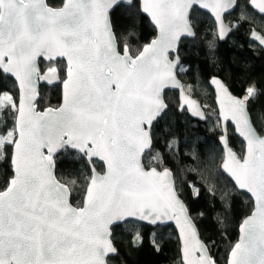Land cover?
Here are the masks:
<instances>
[{"label": "snow or ice", "instance_id": "snow-or-ice-1", "mask_svg": "<svg viewBox=\"0 0 264 264\" xmlns=\"http://www.w3.org/2000/svg\"><path fill=\"white\" fill-rule=\"evenodd\" d=\"M197 7L214 18L210 55L217 40H226L250 19L249 8L264 15V0H64L59 9L45 0H0V72L13 75L20 91L18 104L0 95V111L14 110L11 128L0 124L5 129L0 159L10 158L12 167L0 190V264H110L109 255L117 253L111 228L130 218L151 225L175 221L180 264H218L180 199L176 176L165 166L173 160L158 155L162 170H146L142 163L145 149L152 147L151 129L168 108L163 90L183 88L177 71L187 69L179 47L182 37L196 36ZM121 8L128 20L124 36L117 35L112 20ZM234 9H240V19L226 23ZM137 18H148L158 35L132 54ZM250 31L251 43L264 50V35ZM37 57L67 60L56 109L37 111V81L53 83L58 75L55 67L41 75ZM211 83L224 97L218 118L225 123L222 169L255 200L227 264H264V137L249 107L264 92L249 83L237 97L219 79ZM183 103L191 115L206 118L191 100ZM228 122L245 142L242 160L229 146ZM186 146L195 159L197 143ZM165 148L174 156L182 151L174 136ZM65 153L89 164L97 158L106 166L103 175L92 168L79 207L70 203L69 188L54 173V157Z\"/></svg>", "mask_w": 264, "mask_h": 264}, {"label": "trees", "instance_id": "trees-1", "mask_svg": "<svg viewBox=\"0 0 264 264\" xmlns=\"http://www.w3.org/2000/svg\"><path fill=\"white\" fill-rule=\"evenodd\" d=\"M64 0H48V5L59 8ZM193 17L196 25V38L184 40L180 47L181 66L187 71L178 76L183 80L185 90L204 105L207 121L202 123L189 117L186 111L179 110L176 92L166 93L168 110L152 128L153 150L144 157L147 168L158 166L156 157L161 153L168 155L173 163L165 166L172 169L176 176L177 190L189 208L202 240L209 246L218 264H227L231 248L239 238V227L251 215L253 202L249 196L239 192L234 184L222 173L223 150L219 139L222 134L218 113L214 103V93L209 85L210 79L218 77L228 86L232 94L242 96L249 83L255 84L264 92V51L249 39L250 30L256 28L264 35V17L248 9L250 19L244 21L228 41H216L212 55L208 42L214 39L216 28L211 17L197 9ZM240 19V9L227 17V23ZM113 29L118 36L126 35L128 20L121 8L113 14ZM136 37L130 42L132 54L156 37V30L148 18L136 20ZM50 67L59 71L65 78V62L41 63L44 73ZM8 94L18 103V92L14 81L0 72V95ZM61 85L49 88L40 85L39 110L58 108L61 104ZM250 115L258 133L264 137V95L255 98L250 104ZM14 122V110L3 108L0 111V124L10 129ZM0 127V131H4ZM178 141L182 151L179 155L167 152L166 142L172 138ZM229 142L240 158L244 155V144L228 126ZM197 143V155L191 157L186 145ZM72 152V151H69ZM7 156V153H5ZM56 176L71 191V202L75 207L82 206L88 177L91 174L86 159L74 158L67 153L56 158ZM98 172L104 167L93 162ZM10 158L0 159V190L11 178ZM75 183H71V181ZM194 185V186H193ZM199 195H196V192ZM228 193L227 198L222 193ZM139 234V236L137 235ZM113 243L118 251L110 264H180L179 240L172 227L152 228L138 222H127L113 229Z\"/></svg>", "mask_w": 264, "mask_h": 264}, {"label": "water", "instance_id": "water-1", "mask_svg": "<svg viewBox=\"0 0 264 264\" xmlns=\"http://www.w3.org/2000/svg\"><path fill=\"white\" fill-rule=\"evenodd\" d=\"M45 2H46V4L48 5V0H45ZM49 6V5H48ZM63 6V5H62ZM61 6V7H62ZM49 7H51V6H49ZM61 7H59V8H61ZM51 8H53V7H51ZM59 8H53V9H59ZM197 9L198 10H200V11H202V12H204V13H206V14H208L210 17H211V19L213 20V22H214V18H213V16H212V14L210 13V12H208L207 10H203V9H199L198 7H197ZM252 9V8H251ZM255 13H257L258 15H260V16H263L264 17V15H261V14H259L258 13V10H255V9H252ZM236 11V9H234V10H232L231 11V14H233L234 12ZM230 14V15H231ZM229 16V14H226V18ZM226 23H227V21H226ZM151 25H152V23H151ZM153 26V25H152ZM154 27V26H153ZM156 30V29H155ZM255 32H257L258 34H261L260 32H258V31H256V30H254ZM232 34V33H231ZM158 35V31L156 30V36ZM261 35H263V34H261ZM230 37V36H229ZM228 37V38H229ZM156 38V37H155ZM196 38V36L195 37H182V41H181V44H182V42L184 41V40H193V39H195ZM228 38L226 39V40H223V41H220L219 40V42H221V43H224V42H226L227 40H228ZM250 39H251V35H250ZM181 44H180V47H181ZM256 45L258 46V47H260L261 48V46H259V44H258V42L256 43ZM180 47H179V52H180ZM264 51V50H263ZM174 56H175V54H172V56L170 57V58H174ZM179 58H180V55H179ZM61 61H63V62H65V64H67V60H66V58H59V57H57V58H55L54 60H52V61H49L46 57H37V65H38V67H39V70H40V73H41V75H44V74H46L47 73V71L48 70H46L44 73L42 72V70H41V63H46V64H50V63H56V62H61ZM180 61L182 62V60H181V58H180ZM3 73V72H2ZM6 77H8V78H10V79H12L13 81H14V83H15V85H16V89H17V92H18V102H19V96H20V91H19V82L15 79V77L13 76V75H11V74H6V73H3ZM216 79H219L222 83H223V85L228 89V92L231 94V95H233V96H235L234 94H232V92L230 91V89L228 88V86L222 81V79H220V78H218V77H215ZM52 80L54 81L53 83H48V82H46V81H44V80H39V81H37V90H38V96H37V103H38V101H39V99H40V85H44V86H47V87H49V88H53L54 86H56V85H61V96H62V94H63V85H62V78L60 77V74H59V71H58V75H54V76H52ZM177 80L180 82V84L181 85H183V88L181 89V88H175V87H167V88H165L164 90H163V93H162V95H163V98H164V102H165V104H167V102H166V93H168V92H176L177 94H178V98H179V110L182 112V111H186L187 113H188V115H189V117H191L192 119H194V120H197V121H199V122H202V123H204V122H206L207 121V119H208V117H207V114H206V111H205V108H204V105L202 104V103H200L195 97H193V96H191L190 94H188L187 92H186V90H185V87H184V82H183V80L178 76V71H177ZM209 85H210V87H211V89H212V91H213V93H214V103H215V107H216V111H217V113H218V118H219V116H220V110H221V100L224 98L223 97V94L221 93V91L217 88V86L216 85H214V84H212L211 83V79H210V81H209ZM238 97V96H237ZM185 99H188V100H191L193 103H194V105H196V106H198V110L200 111V112H202L203 114H204V116L206 117L205 119H200L199 117H196V116H193V115H191L190 114V110L187 108V106L183 103L184 102V100ZM37 103H36V108H37V111H43V110H39V108H38V105H37ZM61 103H62V100H61ZM18 104V103H17ZM61 105V104H60ZM49 108H52V107H49ZM47 109V108H46ZM52 109H56V108H52ZM183 109V110H182ZM45 110V109H44ZM167 110H168V108H167ZM167 110H166V112H167ZM164 116V115H163ZM162 116V117H163ZM161 117V118H162ZM252 120V119H251ZM220 121V125H221V128H222V132H223V130L225 129V123L222 121V120H219ZM253 123V122H252ZM254 125V124H253ZM228 126H232L233 127V129H234V125L231 123V122H228L227 123V125H226V128H227V136H228ZM255 127V126H254ZM153 128V127H152ZM256 129V128H255ZM151 132H152V129H151ZM234 132H235V130H234ZM258 132V131H257ZM259 134V133H258ZM235 135L243 142V144H244V155H245V142L243 141V139L241 138V137H239L238 136V134L235 132ZM260 135V134H259ZM261 136V135H260ZM263 137V136H262ZM221 138V137H220ZM228 140H229V136H228ZM219 142H220V139H219ZM220 145H221V143H220ZM229 146L231 147V149H232V151L236 154V156L238 157V158H240L239 157V155H238V153L237 152H235L234 150H233V148H232V146L230 145V142H229ZM153 147H154V142L152 143V147L150 148V149H145V151H144V153H143V156H142V163H143V165H144V157H145V155L146 154H148V153H150L152 150H153ZM221 147H222V145H221ZM222 150H223V148H222ZM46 151V150H45ZM69 151H72V150H69ZM244 155H243V157H244ZM224 156H225V153H224V150H223V160H224ZM56 157H54V159H55ZM241 160H242V158H241ZM99 162L100 164H102L103 165V167H104V171L102 172V173H100V172H98V170L96 169V167L94 166V164H93V162ZM93 162H92V164H89L88 163V165L90 166V169L92 170V168H95V171L97 172V173H99V174H101V175H103L104 174V172L106 171V166L103 164V162H101V161H99L97 158H93ZM222 164H223V161H222ZM222 164H221V171H222V173L234 184V186H235V182H234V180L226 173V172H224L223 171V169H222ZM145 166V165H144ZM145 168H146V170H150L151 168H147L146 166H145ZM157 170H159V169H157ZM54 173H55V175H56V168L54 169ZM57 177V176H56ZM175 183H176V180H175ZM66 187H68L67 185H65ZM69 188V187H68ZM177 188V187H176ZM237 189V188H236ZM239 192H241V193H244V194H246L247 196H249L250 197V199L252 200V202H253V211H252V213H251V215L250 216H248L246 219H248L249 217H251L252 216V214H253V212L255 211V200H254V198L251 196V194L250 193H246V191L245 190H239V189H237ZM69 191H70V189H69ZM177 192H178V190H177ZM70 193H71V191H70ZM179 193V192H178ZM179 196H180V194H179ZM180 199L183 201V203L185 204V202H184V200L182 199V197L180 196ZM70 203L72 204V202H71V195H70ZM73 205V204H72ZM186 205V204H185ZM74 206V205H73ZM75 207V206H74ZM245 219V220H246ZM193 220V219H192ZM131 221H133V222H138V223H141V224H145V225H148V226H150V227H152V228H157V227H162V228H165V227H172L174 230H175V232H176V234H177V236H178V240H179V252H180V248H181V241H180V236H179V229L176 227V225H175V221H172V220H167V219H165L163 222H158V224L157 225H151V224H149V223H147V222H140V221H136V220H134V219H128V220H125V221H121V222H119L118 223V225H113L112 226V228H111V231H112V237H113V229L114 228H116V227H118V226H121V225H123V224H125V223H127V222H131ZM193 222H194V220H193ZM244 222V221H243ZM194 224H195V222H194ZM243 224V223H242ZM241 224V225H242ZM195 227H196V229H197V231H198V235H199V238L202 240V238H201V235H200V232H199V230H198V228H197V226H196V224H195ZM240 228H241V226L239 227V238H238V241L237 242H239V240H240V237H241V235H242V233H241V231H240ZM112 237H111V239H112ZM203 241V240H202ZM204 242V241H203ZM112 243H113V239H112ZM113 246H114V243H113ZM115 247V246H114ZM116 248V247H115ZM118 256V251H117V253L116 254H110L109 255V260L110 259H112V258H116ZM180 258H181V256H180ZM229 258V257H228Z\"/></svg>", "mask_w": 264, "mask_h": 264}, {"label": "flooded vegetation", "instance_id": "flooded-vegetation-1", "mask_svg": "<svg viewBox=\"0 0 264 264\" xmlns=\"http://www.w3.org/2000/svg\"><path fill=\"white\" fill-rule=\"evenodd\" d=\"M252 10V9H251ZM253 11V10H252ZM254 12V11H253ZM255 13V12H254ZM256 15H258L257 13H255ZM232 15V14H231ZM230 16V15H229ZM258 16H260V15H258ZM260 17H263V16H260ZM226 21H227V18H226ZM251 30H256V31H258V32H260L259 30H257L256 28H252ZM232 33H233V31H232ZM261 33V32H260ZM262 34V33H261ZM232 35V34H231ZM231 35H230V37H231ZM250 35H251V31H250ZM250 35H249V39H250ZM229 37V38H230ZM229 38H228V40H229ZM227 40V41H228ZM251 40V39H250ZM260 48V47H259ZM57 63V62H56ZM50 64H52V63H50Z\"/></svg>", "mask_w": 264, "mask_h": 264}, {"label": "rangeland", "instance_id": "rangeland-1", "mask_svg": "<svg viewBox=\"0 0 264 264\" xmlns=\"http://www.w3.org/2000/svg\"><path fill=\"white\" fill-rule=\"evenodd\" d=\"M51 68V67H50Z\"/></svg>", "mask_w": 264, "mask_h": 264}]
</instances>
